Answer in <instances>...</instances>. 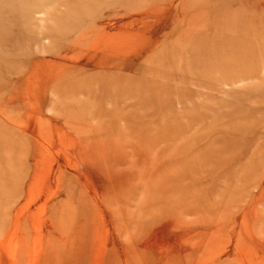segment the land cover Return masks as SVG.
<instances>
[{
  "label": "rangeland",
  "instance_id": "374dc122",
  "mask_svg": "<svg viewBox=\"0 0 264 264\" xmlns=\"http://www.w3.org/2000/svg\"><path fill=\"white\" fill-rule=\"evenodd\" d=\"M0 264H264V0H0Z\"/></svg>",
  "mask_w": 264,
  "mask_h": 264
}]
</instances>
